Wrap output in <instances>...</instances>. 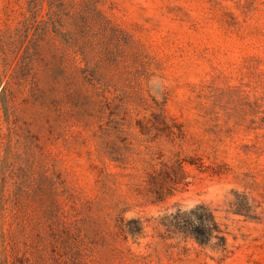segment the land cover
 Instances as JSON below:
<instances>
[{"label":"rangeland","instance_id":"rangeland-1","mask_svg":"<svg viewBox=\"0 0 264 264\" xmlns=\"http://www.w3.org/2000/svg\"><path fill=\"white\" fill-rule=\"evenodd\" d=\"M25 5L0 0V28L16 25ZM97 7L111 24L91 20L82 39L87 55L71 50V69L82 67V95L73 103L85 107L100 103L98 92L108 96L105 114L122 122L132 150L126 163L102 160L97 120L77 123L70 102L62 106L63 121L55 110L52 132H33L48 156L36 148L18 178L24 196L35 200L24 202L14 225L20 256L40 241L43 214L53 213L48 183L31 170L44 158L48 174L63 181L54 210L73 226L81 264H264V0H97ZM0 131H8L1 99ZM168 132L185 137L172 142ZM158 151L166 159L201 157L205 166L187 162L188 185L152 203L139 187ZM236 190L248 195L257 218L230 211ZM198 203L215 210L226 232L224 260L185 234L166 241L156 235L155 218ZM120 212L140 218L143 231L119 234Z\"/></svg>","mask_w":264,"mask_h":264},{"label":"trees","instance_id":"trees-1","mask_svg":"<svg viewBox=\"0 0 264 264\" xmlns=\"http://www.w3.org/2000/svg\"><path fill=\"white\" fill-rule=\"evenodd\" d=\"M21 15L16 25L0 28V99L8 123V131H0L1 264H21V256L27 264H81L80 252L73 244V226L64 215H56L57 211L54 210L58 207L57 195L63 181L55 172L48 174L43 162L48 156L46 143H41V137L33 132H52L54 111L58 109L63 121L65 110L62 106L70 102L74 106L72 116L77 123L90 125L94 118L97 120L98 128L94 130V136L101 159L105 157L114 162H128L132 148L121 128L122 122L114 120L111 114H105L104 107L111 104L109 97L98 92L102 96L100 103L89 100L85 107L73 103L74 98L82 95L78 85V74L82 67L71 69V50L86 56L88 52L82 39L88 23L92 20L105 28L111 21L97 7V0H26ZM90 83L95 86L94 81ZM25 115L32 121L24 120ZM167 136L170 141L177 142L184 139L185 132H168ZM155 137L153 135L152 139ZM36 148L40 151L37 154L44 158L37 169L31 170L48 183L51 194L49 206L54 208L51 215L43 214L46 228L38 231L40 241L33 245V249L36 247L37 250H26L20 256L14 225L19 221L24 202L33 204L35 200L24 196L18 178L24 167L27 168L23 165L24 157L28 163L31 154L37 155H34ZM154 154L158 162L146 172L139 187V194L152 203L165 202L188 185L187 162L205 166L201 157L189 159L177 153L166 159L162 151ZM233 193L230 211L257 218L248 195L237 190ZM161 218H155L156 235L160 240L185 234L201 246H210L219 253L220 260L228 256L226 232L210 205L198 203L189 209L179 207ZM116 220L119 234L125 237L129 234L135 236L144 229L140 218L126 220L122 212ZM77 222L81 220L78 218ZM6 224L10 225L7 230ZM161 225L165 227L164 230ZM48 247L51 253L47 251ZM5 250L12 252V261L8 258L11 254H5Z\"/></svg>","mask_w":264,"mask_h":264}]
</instances>
